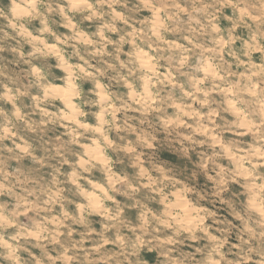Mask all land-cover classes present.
Listing matches in <instances>:
<instances>
[{
    "label": "clouds",
    "instance_id": "9594fccd",
    "mask_svg": "<svg viewBox=\"0 0 264 264\" xmlns=\"http://www.w3.org/2000/svg\"><path fill=\"white\" fill-rule=\"evenodd\" d=\"M0 264H264V0H0Z\"/></svg>",
    "mask_w": 264,
    "mask_h": 264
}]
</instances>
